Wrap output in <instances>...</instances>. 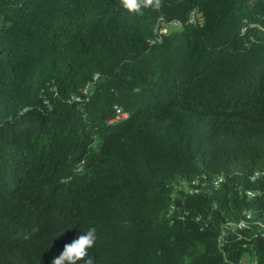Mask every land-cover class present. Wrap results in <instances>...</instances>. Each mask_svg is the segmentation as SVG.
Masks as SVG:
<instances>
[{"label": "trees", "instance_id": "obj_1", "mask_svg": "<svg viewBox=\"0 0 264 264\" xmlns=\"http://www.w3.org/2000/svg\"><path fill=\"white\" fill-rule=\"evenodd\" d=\"M92 227L96 264H264V0H0V264Z\"/></svg>", "mask_w": 264, "mask_h": 264}, {"label": "clouds", "instance_id": "obj_2", "mask_svg": "<svg viewBox=\"0 0 264 264\" xmlns=\"http://www.w3.org/2000/svg\"><path fill=\"white\" fill-rule=\"evenodd\" d=\"M123 7L132 13L142 14L143 9L159 10L162 0H121ZM97 240L96 228L79 235L70 243L64 245L63 251L51 261V264H96L95 258L89 255V250Z\"/></svg>", "mask_w": 264, "mask_h": 264}, {"label": "built area", "instance_id": "obj_3", "mask_svg": "<svg viewBox=\"0 0 264 264\" xmlns=\"http://www.w3.org/2000/svg\"><path fill=\"white\" fill-rule=\"evenodd\" d=\"M197 14L195 12L191 16V20L194 21L197 18ZM178 25H181L179 22H173L170 27L163 26V28L160 29L159 33L166 34L168 33V28H178ZM229 264H237V263H229Z\"/></svg>", "mask_w": 264, "mask_h": 264}, {"label": "rangeland", "instance_id": "obj_4", "mask_svg": "<svg viewBox=\"0 0 264 264\" xmlns=\"http://www.w3.org/2000/svg\"><path fill=\"white\" fill-rule=\"evenodd\" d=\"M171 29H176V28H171ZM171 29L169 28L168 31L171 30Z\"/></svg>", "mask_w": 264, "mask_h": 264}, {"label": "bare ground", "instance_id": "obj_5", "mask_svg": "<svg viewBox=\"0 0 264 264\" xmlns=\"http://www.w3.org/2000/svg\"><path fill=\"white\" fill-rule=\"evenodd\" d=\"M244 227V226H243ZM246 227V226H245ZM234 228H235V226H234ZM243 229V228H242ZM235 230V229H234Z\"/></svg>", "mask_w": 264, "mask_h": 264}]
</instances>
